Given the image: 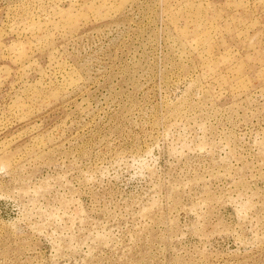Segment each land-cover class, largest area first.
<instances>
[{"label": "rangeland", "instance_id": "374dc122", "mask_svg": "<svg viewBox=\"0 0 264 264\" xmlns=\"http://www.w3.org/2000/svg\"><path fill=\"white\" fill-rule=\"evenodd\" d=\"M0 264H264V0H0Z\"/></svg>", "mask_w": 264, "mask_h": 264}]
</instances>
